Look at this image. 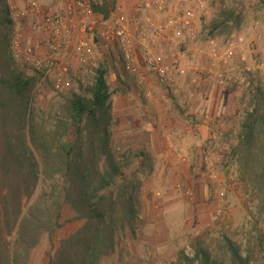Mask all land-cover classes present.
Instances as JSON below:
<instances>
[{
	"label": "rangeland",
	"instance_id": "374dc122",
	"mask_svg": "<svg viewBox=\"0 0 264 264\" xmlns=\"http://www.w3.org/2000/svg\"><path fill=\"white\" fill-rule=\"evenodd\" d=\"M26 1L30 0L22 1V5ZM142 1L125 0L120 4L116 0L117 7L111 16H127L126 31L134 39V53L140 69L146 57V43L142 42L145 36L150 40L149 50L157 58L169 61L172 56H176L190 70L196 69L203 73L211 64V49L223 51L232 36L241 35L245 39V46L225 69L228 76L237 77L238 80L228 82L224 87H217L212 81L194 87L187 76L176 77L171 84L159 86L143 69L137 75L124 71L121 62L116 59L117 51L96 54L93 61L95 67L90 63L86 68L88 73L84 86H92L96 70L99 66H105L107 73L104 80L110 97L107 113L110 119L105 129L107 149L116 166L129 165L123 181L130 188L134 211L130 227L125 226L124 229L121 228L120 218L114 216V251L100 253L93 239L89 253L85 256V264H190L198 244L214 254L220 250L225 237L240 245L243 252L246 249L252 251V264H264V198L245 183L237 158L230 155V147L238 142L246 113L251 111L250 101L255 92H259V95L262 93L264 99V0H207V7L203 11L192 3L194 7L190 8L195 14L196 37L184 43H178L169 36L164 40L151 41L152 30L146 26L136 30V19L143 24L144 18L156 20L157 16L156 21L161 23L176 6L175 0H167L163 15L158 16L151 9L137 13L136 5ZM1 4L5 7L4 2ZM221 8L240 11L243 18L238 26L230 25L211 31V23ZM41 9L45 13L43 7ZM125 9H130V14H126ZM1 16L7 19V10ZM9 19L13 20L7 27L10 38L19 34L21 44H30L39 54L40 47L32 30V19L18 20L13 15ZM255 23H258L256 28ZM239 53L244 54L253 73H241ZM259 62L263 64L258 70ZM140 77H143L142 81ZM146 91L151 92L150 97H146ZM188 92L194 94L193 98L187 97ZM199 93L202 94L201 99ZM61 96L67 97L68 92L57 94L53 92L49 81L42 79L38 82L30 95V110L37 123L41 124V111L53 103L60 104L58 100ZM155 110H160L157 112L162 116L165 114L163 118H170L171 110L178 119L174 124L182 129L180 131L191 133L190 145L193 148L180 152L176 145L177 157L174 153L168 154L169 160L171 156L174 157V168L168 167L164 172L160 167L156 170L151 167V159L157 163L159 155L145 152L147 145L144 140L149 138L144 135L145 132H139L142 124H150L154 128L153 123L156 121L148 117ZM138 116L141 117L139 122ZM88 133V129L83 126L81 154L87 160ZM95 144L99 147V141L96 140ZM140 154L146 155L149 160L145 159L146 156L135 157ZM98 160L101 170L106 157L100 155L95 162ZM178 161L184 167H178ZM78 162L81 165L83 163L81 159ZM162 172L165 181L160 185L158 180ZM37 176L41 182L34 198L47 197L52 190L58 191L62 187V177L58 174L46 179L40 176L39 169ZM80 180L81 173L77 172L74 183L78 184ZM70 216V207H65L60 222ZM103 223H108V220L105 219ZM84 224V221H73L62 224L51 235L44 234L31 251L27 264H53L56 252L62 248V241L75 236ZM102 229L103 226L97 224L94 235L99 236ZM79 263L77 257L70 262Z\"/></svg>",
	"mask_w": 264,
	"mask_h": 264
},
{
	"label": "trees",
	"instance_id": "16d2710c",
	"mask_svg": "<svg viewBox=\"0 0 264 264\" xmlns=\"http://www.w3.org/2000/svg\"><path fill=\"white\" fill-rule=\"evenodd\" d=\"M116 6V0H101L93 10L108 21ZM6 10L8 17L4 20L1 14ZM10 16L6 1L0 0V264H27L31 251L44 234L51 235L62 224L73 221H84V227L62 241L53 264H70L76 257L79 264H85L93 239L100 253L114 251L113 218H120L124 229L130 227L134 211L130 188L123 181L129 165L116 166L107 149L105 129L110 119L107 115L110 97L104 80L107 70L99 66L92 86L67 91L68 96L58 100L60 104L53 103L41 111V124L37 123L30 110V95L44 78L46 69L14 57L12 38L7 32L13 21ZM242 18L240 11L221 8L211 23V31L238 26ZM258 93L250 101L251 111L246 113L230 155L237 158L245 183L264 198V99ZM83 126L89 132L88 160L81 154ZM100 155L106 157L101 170L99 160L95 162ZM145 159L149 160L147 156ZM39 169L40 176L46 179L60 175L62 187L52 190L47 197L34 198L41 182L37 176ZM77 172L81 173V180L75 184ZM65 207H70L72 216L60 222ZM105 219L108 223L104 224ZM97 224L103 226L99 236L94 235ZM194 250L190 264H252L253 261L252 251L243 252L240 245L226 237L214 254L202 244Z\"/></svg>",
	"mask_w": 264,
	"mask_h": 264
},
{
	"label": "built area",
	"instance_id": "2783aa9c",
	"mask_svg": "<svg viewBox=\"0 0 264 264\" xmlns=\"http://www.w3.org/2000/svg\"><path fill=\"white\" fill-rule=\"evenodd\" d=\"M11 15L15 19H32V30L38 38V45L42 49L37 53L30 44H21L20 35L15 34L11 39V50L15 58L22 59L35 67H44L46 73L43 79L49 81L54 92L62 94L75 87L84 86L86 83V68L96 59V54H109L118 52L116 59L121 62L122 68L129 74L137 75L141 69L147 76H152L159 86L168 85L176 77H189L194 87L201 83L212 81L217 87H224L228 82H235L237 77L228 76L225 70L238 51L245 46V39L241 35L232 36L231 42L223 51L212 48L209 52L210 66L202 73L190 70L188 66L176 57L169 61L157 58L148 48L147 37L146 57L143 67L136 63L134 53V39L126 31L121 17L115 16L105 21L100 14L93 10V6L101 0H56V11L44 13L36 0L26 1L22 8L18 3L24 0H5ZM123 2L125 0H117ZM207 0H175L174 11L166 15L161 23H155L150 18H144V23L136 19V30L146 26L153 31L152 40L168 38L184 43L187 39L196 37L195 14L190 4L203 11L206 9ZM23 3V2H22ZM167 0H143L136 5L137 13L154 10L158 14L166 12ZM193 6V7H194ZM258 23H255V28ZM169 34V35H166ZM241 73H253L244 54L239 53ZM262 62L256 69H261ZM143 80V77H140ZM242 82V81H241ZM151 92L146 91V97ZM194 94L188 92L187 97L193 98ZM202 98V94L198 96Z\"/></svg>",
	"mask_w": 264,
	"mask_h": 264
},
{
	"label": "crops",
	"instance_id": "0c3cea01",
	"mask_svg": "<svg viewBox=\"0 0 264 264\" xmlns=\"http://www.w3.org/2000/svg\"><path fill=\"white\" fill-rule=\"evenodd\" d=\"M38 2V1H37ZM40 7H43L45 13H53L56 11V0H41L38 2ZM121 4V2H119ZM124 4V3H123ZM128 4V3H127ZM132 5V4H131ZM19 8H22V2L18 3L17 5ZM123 6V5H122ZM117 7V6H116ZM190 7L192 8V4H190ZM130 9H125L126 14L129 13ZM130 14V13H129ZM161 14H158V16ZM163 15V14H162ZM121 17L123 24L128 27L126 25L127 23V16L121 15L118 16ZM129 17V16H128ZM156 20H157V16ZM112 18V17H111ZM5 20V19H4ZM153 20L155 23H160V21H156ZM162 22V20H161ZM136 29V27H135ZM169 35V34H166ZM42 52V49L40 48V52ZM162 110V109H160ZM160 110H155L153 112V114L151 115V117H148V119L152 118V121H156L155 123H153V127L151 128L150 124H148V126H141V128H139V132H145V136H148V140H144L145 145L147 148V150H145V152H150L156 153V156L158 158L159 161H157V163H161L159 164V166L157 165V163H154L153 159H151V161L153 162V165L151 166L153 169H157V167H160L159 169H161L163 172L166 171V168H170L173 169L174 168V157L171 156L170 160L168 159V154L169 153H174L176 152V149L174 148L176 145H178V150L180 152H186L187 150H189V147H191L192 145H190V139H191V133L188 132H184V131H180L182 130L181 128H178V125L174 124V121H177L178 119L176 118L175 114L172 113V111L170 110L169 116L168 117H164L163 116L165 114H163V116L161 114H159ZM163 118V120H162ZM166 118V119H165ZM138 122L139 120L141 121V117L138 116ZM154 119V120H153ZM152 125V123H151ZM201 128H203V125H201ZM148 133V134H147ZM179 139V140H178ZM193 148V147H191ZM191 151V150H190ZM175 157H177L175 155ZM178 161V167H184L182 166V163ZM162 172V173H163ZM164 173L161 176V179L158 180L159 184L161 185L164 182Z\"/></svg>",
	"mask_w": 264,
	"mask_h": 264
}]
</instances>
